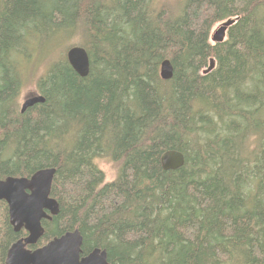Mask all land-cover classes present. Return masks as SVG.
<instances>
[{
  "label": "trees",
  "instance_id": "1",
  "mask_svg": "<svg viewBox=\"0 0 264 264\" xmlns=\"http://www.w3.org/2000/svg\"><path fill=\"white\" fill-rule=\"evenodd\" d=\"M68 33L86 78L66 52L40 78L23 67L31 41ZM32 81L46 102L23 114ZM168 150L181 169L163 170ZM46 168L60 212L31 249L78 229L111 264H264V0H0V179ZM27 235L0 202V264Z\"/></svg>",
  "mask_w": 264,
  "mask_h": 264
},
{
  "label": "water",
  "instance_id": "2",
  "mask_svg": "<svg viewBox=\"0 0 264 264\" xmlns=\"http://www.w3.org/2000/svg\"><path fill=\"white\" fill-rule=\"evenodd\" d=\"M240 20L230 18L219 23L210 34L213 45L227 40L229 29ZM67 60L73 70L86 78L90 73V57L83 47H71L67 51ZM216 67L215 59H211L204 75L211 73ZM174 77V67L166 59L160 65V78L170 81ZM41 95L27 98L22 104L24 114L29 108L45 103ZM161 165L165 171H176L185 165L182 152L168 150L161 157ZM57 170L46 168L37 171L32 177H7L0 179V202L4 201L9 208L10 224L16 233L22 229L27 237L15 242L8 251L5 264H111L106 249L96 248L84 256L83 236L78 229L55 237L46 245L37 249H28L38 244L45 234L43 221H51L60 212L59 203L51 197L53 181Z\"/></svg>",
  "mask_w": 264,
  "mask_h": 264
},
{
  "label": "rangeland",
  "instance_id": "3",
  "mask_svg": "<svg viewBox=\"0 0 264 264\" xmlns=\"http://www.w3.org/2000/svg\"><path fill=\"white\" fill-rule=\"evenodd\" d=\"M177 2L178 0H159L160 3L164 4L165 2ZM171 4V3H170ZM77 38L73 37L71 33H68V36L59 35L52 39L50 42L46 44H38V41H31L29 44V52L31 54V59L29 62H26L23 67H32V68H39L38 72L35 74L37 78H40L45 72L47 71L48 65L52 61H56L60 58V56L69 50L68 48L78 43ZM35 80V79H34ZM37 87L35 82L32 81L31 84H27L21 93L20 96V106L25 102L27 98H30L37 94ZM99 167L104 171L106 174L107 182H112L116 179L118 175V168L116 165L108 161L107 159H99L97 161Z\"/></svg>",
  "mask_w": 264,
  "mask_h": 264
},
{
  "label": "bare ground",
  "instance_id": "4",
  "mask_svg": "<svg viewBox=\"0 0 264 264\" xmlns=\"http://www.w3.org/2000/svg\"><path fill=\"white\" fill-rule=\"evenodd\" d=\"M36 95H40L39 93H37V94H35L34 96H36ZM42 96V95H41ZM26 101V100H25ZM3 180V179H2Z\"/></svg>",
  "mask_w": 264,
  "mask_h": 264
},
{
  "label": "flooded vegetation",
  "instance_id": "5",
  "mask_svg": "<svg viewBox=\"0 0 264 264\" xmlns=\"http://www.w3.org/2000/svg\"><path fill=\"white\" fill-rule=\"evenodd\" d=\"M28 249H31V248L28 247ZM32 250H34V249H32ZM89 253H90V252H89ZM86 255H87V254H86ZM84 256H85V255H84Z\"/></svg>",
  "mask_w": 264,
  "mask_h": 264
}]
</instances>
